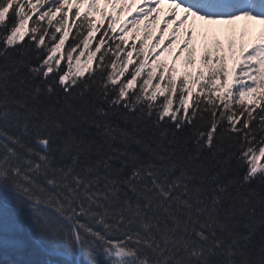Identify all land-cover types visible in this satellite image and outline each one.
I'll use <instances>...</instances> for the list:
<instances>
[{"label": "snow or ice", "instance_id": "snow-or-ice-1", "mask_svg": "<svg viewBox=\"0 0 264 264\" xmlns=\"http://www.w3.org/2000/svg\"><path fill=\"white\" fill-rule=\"evenodd\" d=\"M262 161L264 0H0V264H264Z\"/></svg>", "mask_w": 264, "mask_h": 264}, {"label": "rangeland", "instance_id": "rangeland-1", "mask_svg": "<svg viewBox=\"0 0 264 264\" xmlns=\"http://www.w3.org/2000/svg\"><path fill=\"white\" fill-rule=\"evenodd\" d=\"M139 4H140V0H137V5H139ZM160 7L163 9V11H161L159 14L160 18L154 25H152L150 27L151 38L149 39V42H148L149 47H151V45L156 41V39H160L161 47H162L164 44L168 43L169 35L171 33V27H168L167 31L164 32L163 36H160V29L162 27H164L163 21H164L165 14L167 13L169 5L167 3H165L164 5H161ZM134 10H135V7H133V11ZM127 18H129V13L126 9L124 15L121 17V21H123L124 19H127ZM200 23L201 22L197 21V25H199ZM245 24H246V22L241 21V22H238V24L236 26H234L236 28L237 33L244 30ZM118 27H119V25H118ZM223 27L227 28L229 26H223ZM140 29H141L140 36L142 37L144 35V24L140 25ZM221 35L223 37L224 34L221 33ZM198 36H199V34H198ZM133 42L134 41H133L132 37H129V43H133ZM180 46H181L180 43L175 44L173 46L172 53H165L164 56L162 57V59L166 60L169 63V65H171L172 58ZM196 46L198 48L197 60L199 61V55H200V52L202 51V49H201L199 42H197ZM133 55L135 56V53ZM186 56H187V53L185 52L184 56H182L181 60L178 62L177 66L179 68H181V70H183V62H184V59L186 58ZM197 67H199V62L197 63ZM190 70L195 71L194 69H190ZM177 75L179 76V73ZM262 162H264V161H262Z\"/></svg>", "mask_w": 264, "mask_h": 264}, {"label": "trees", "instance_id": "trees-1", "mask_svg": "<svg viewBox=\"0 0 264 264\" xmlns=\"http://www.w3.org/2000/svg\"><path fill=\"white\" fill-rule=\"evenodd\" d=\"M35 19V17H34ZM71 22V21H70ZM73 33H75V29L72 30ZM99 38V34H97V39ZM27 39V38H26ZM72 41V36L70 35L69 40L66 42L65 44V51H67V48L69 46V44ZM95 46V42H93V47ZM103 51V50H102ZM99 56V54H97ZM81 63L84 64L86 63V56L84 58H81ZM93 69H95V63L93 64ZM132 70V65L129 66V72ZM147 71V70H146ZM127 76V73L125 74ZM155 83V82H154ZM138 85H139V81H138ZM199 92V88L196 89V91L193 93V99L195 98L196 93ZM179 96V89L177 91V96L173 97V107H177L178 106V100L177 97ZM163 99V97H158L157 101L155 103L159 104V102ZM193 99L189 100V103L191 104L193 102ZM189 111L191 112V108L189 109ZM241 172H243V169L240 170ZM98 230V229H97ZM258 231H264V229H259Z\"/></svg>", "mask_w": 264, "mask_h": 264}]
</instances>
